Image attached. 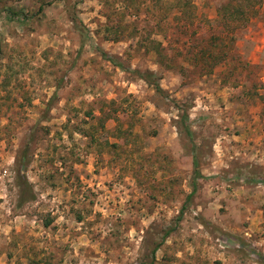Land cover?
<instances>
[{
  "label": "rangeland",
  "instance_id": "1",
  "mask_svg": "<svg viewBox=\"0 0 264 264\" xmlns=\"http://www.w3.org/2000/svg\"><path fill=\"white\" fill-rule=\"evenodd\" d=\"M158 1L0 0V264H264V0Z\"/></svg>",
  "mask_w": 264,
  "mask_h": 264
},
{
  "label": "trees",
  "instance_id": "2",
  "mask_svg": "<svg viewBox=\"0 0 264 264\" xmlns=\"http://www.w3.org/2000/svg\"><path fill=\"white\" fill-rule=\"evenodd\" d=\"M127 2V7H130L134 2V0H124ZM239 2L235 5H232L230 3H228L225 6H221L218 10V13L221 17H224V19L226 20V23H232L233 22H239V23H247L249 20V17L252 14H255L254 11V3L256 2V0H238ZM169 4L168 8L171 10L174 5L176 4V9L180 10L181 13H185L186 10H188L192 5L190 4H184V2L182 0H176L175 2H167ZM158 4L161 5V1H158ZM154 49L153 52H155V54H157L159 57H162V48L161 45L159 43H154ZM109 61L113 64H116L114 60L109 59ZM136 72L138 75V78H140L141 80H143L145 83H147L148 85H150L154 92L156 94H162V89L159 85L158 80H156L155 74L152 71H148L145 73H139L137 71H133ZM88 116L91 115V112L87 113ZM176 128L179 132V134L183 135L185 137V139H187L189 142L192 139V132L189 129V116L187 114L186 111H182V113L179 115L178 117V121L176 122ZM92 136V135H91ZM93 137V136H92ZM192 168H193V172H192V181H191V193L187 196V200L185 202V204L183 205V207L181 208L180 214L177 217V221L179 222L182 218L183 212L186 208V203L192 198V196L194 195V193L196 192L197 189V181L199 179H202L203 176L199 171V163L197 161L196 158V154L195 151H193L192 149ZM19 181H18V187L21 188L20 194H19V202L20 203H25V202H29L32 201L34 196L32 194V190L29 186V183L27 182V180L25 179L24 175L22 173H19ZM263 183V182H262ZM171 232V230L167 231L164 235V237L162 239H164L165 237L168 236V234ZM158 247H156L152 252H151V259L154 260L155 259V253ZM264 259V257H262ZM152 264V263H150Z\"/></svg>",
  "mask_w": 264,
  "mask_h": 264
},
{
  "label": "crops",
  "instance_id": "3",
  "mask_svg": "<svg viewBox=\"0 0 264 264\" xmlns=\"http://www.w3.org/2000/svg\"><path fill=\"white\" fill-rule=\"evenodd\" d=\"M258 30L261 31V33H262L261 35H264V28L262 27V25L260 28H257V32H258ZM262 37H263L262 40H260L261 44L258 43L256 45V48H258V50L261 51L262 54H264V36H262Z\"/></svg>",
  "mask_w": 264,
  "mask_h": 264
}]
</instances>
